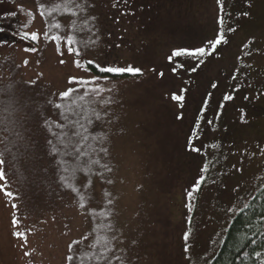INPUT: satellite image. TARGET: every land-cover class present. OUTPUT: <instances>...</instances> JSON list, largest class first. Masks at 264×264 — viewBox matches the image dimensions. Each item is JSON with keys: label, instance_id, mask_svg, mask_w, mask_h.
I'll return each mask as SVG.
<instances>
[{"label": "rangeland", "instance_id": "1", "mask_svg": "<svg viewBox=\"0 0 264 264\" xmlns=\"http://www.w3.org/2000/svg\"><path fill=\"white\" fill-rule=\"evenodd\" d=\"M60 2L59 24L80 38L83 54L91 49L100 62L142 70L108 82L92 120L94 129L105 126L111 169L124 181L111 263L209 264L231 218L264 185V0H119L116 20L103 15L100 0ZM34 3L57 17L46 0ZM33 16L34 29L41 18ZM221 31L225 42L212 55L169 61L173 50L207 48ZM28 48L2 46L0 54L43 50ZM66 49L44 48L37 73L63 76ZM15 232L9 223L0 226V264H36L39 247L18 245ZM66 239L61 230L59 243ZM64 257L62 251L57 259Z\"/></svg>", "mask_w": 264, "mask_h": 264}, {"label": "trees", "instance_id": "2", "mask_svg": "<svg viewBox=\"0 0 264 264\" xmlns=\"http://www.w3.org/2000/svg\"><path fill=\"white\" fill-rule=\"evenodd\" d=\"M53 1L46 0L47 8L56 9L53 12L57 17L51 15L53 19L41 15L32 0L23 4L19 1L25 16L36 13L41 18L39 27L34 25V29L23 31V36L30 37L32 45L43 50L0 54V159L4 161L0 167L8 190L15 193V199L9 202L0 192V207L5 210V217L0 215V226L9 223L16 232L25 233V238L17 237L18 245L30 241L39 247L36 264H48L45 260L51 255L56 264H112L110 255L115 258L114 244L118 241L119 222H123L120 218L125 202L120 186L124 181L111 169L114 162L105 150V126L94 129L92 120L106 99V84L128 81L134 75L101 72L89 64L92 60L102 67H116L111 60L98 61L91 49H87V55L82 53L78 48L80 38L59 24L58 16L63 10L60 0ZM109 2H114L112 8L106 6V0H100L103 15L116 20L121 13L117 7L119 0ZM65 22L72 24V18ZM33 33L37 39L32 38ZM57 35L62 39L53 41L51 37ZM68 35L73 37L72 47L79 55L70 54L67 49L62 51V58L68 61L63 76L51 80L37 73L35 67L44 48H67L64 39ZM31 71L34 73L30 74ZM70 77L80 82L69 84ZM68 88L74 91L61 99L59 94ZM56 104L62 107L56 108ZM53 146L58 152L52 151ZM77 149L84 155H79ZM71 173L74 175L70 176ZM61 176L69 178L78 191L65 187ZM82 198L84 208L79 206ZM11 203L17 207L12 208ZM13 216L18 225H13ZM61 230L67 239L60 244ZM225 230L218 252L209 264H264V185L231 218ZM62 251L65 257L59 261L57 256Z\"/></svg>", "mask_w": 264, "mask_h": 264}, {"label": "snow or ice", "instance_id": "3", "mask_svg": "<svg viewBox=\"0 0 264 264\" xmlns=\"http://www.w3.org/2000/svg\"><path fill=\"white\" fill-rule=\"evenodd\" d=\"M217 3H221V0H217ZM41 8L43 7V5L40 6ZM77 7H79V5H77ZM56 9H50L49 10V15H51L52 11H55ZM65 12H68V13H71L72 15H75V12H72L71 8H68L66 7L65 9ZM41 15H44L43 12L40 13ZM55 27L59 28L60 25L59 24H56ZM45 36H47V33H45ZM32 38L33 39H37V35L35 33L32 34ZM51 39L53 41H58L60 39H62V37L60 36H52ZM225 42V38H224V34L223 32H219L217 33V36L215 38V40L213 41H209L208 42V47H199V48H195V49H177V50H173L171 56H169V61H171L173 59V57L175 56H179V55H190V56H207V55H212L215 51H216V48L218 45H220L221 43H224ZM64 43L67 47V51L70 53V54H76V55H79V51L75 48L72 47V45L74 44V40H73V37L71 35H68L66 37V39H64ZM33 51H35V49H33ZM57 51H59V45L57 47ZM27 63V62H26ZM61 64L64 63L63 60L60 61ZM76 63V66L77 67H81V64L79 61H75ZM89 64H92L94 65L99 71L101 72H108V73H114V74H122V73H130V74H133V75H136V74H140L142 72V70L140 68H137V67H133L132 65H129L127 67H113V66H107V67H102L100 64H97L95 61H88ZM200 63H203V61H200ZM180 67H182V65H180ZM197 67H199V65H197ZM196 69H192V71H195ZM173 71L175 72L176 69L174 68ZM160 75L162 76L163 73H160ZM95 79V78H93ZM80 81L77 80L76 77H70L69 78V84H74V83H79ZM213 87H216L215 84H213ZM74 91V89L72 88H68L67 90L61 92L59 94L60 98L61 99H64V98H67L70 96V94ZM185 91L184 89L181 90V92ZM172 99L173 100H178V101H183L184 97L183 95H177L175 93H173L172 95ZM225 99H231L230 96H225ZM205 103H207V101H205ZM56 108H60L62 107V105L60 104H56L55 105ZM58 127H63V125H60L58 124L57 125ZM73 135H76V133H73ZM87 137H85L86 139ZM63 142V141H62ZM49 143H51V141H49ZM195 151H199L198 149H193ZM52 151L54 153L58 152V149L53 146L52 148ZM78 152L79 155H84V153L82 152H79V149L76 150ZM102 151H104L102 149ZM67 154V153H65ZM4 161L2 159H0V165H3ZM91 163H99L98 161H92ZM65 171H68V169H65ZM74 173H71L70 176H73ZM60 179L62 181L65 182V187L67 188H70L73 192H77V188L74 187L70 182H69V178H66L65 176H61ZM201 180L203 179V177L200 178ZM0 181H4V183H0V192H2L4 194L5 197L8 198L9 202L13 201L15 199V193H13L12 191H9L8 190V185H7V180L5 178V174H4V171L2 169V167H0ZM110 183V181H109ZM199 183L200 181L198 180L197 181V184L194 185V190L196 188H198L199 186ZM85 187H87V185H85ZM189 196H191V192L188 194ZM109 203H111V201H109ZM81 208H84L85 207V204L83 202V198L81 199V203L79 205ZM11 207L12 208H16V204L15 203H11ZM12 223L13 225H18L19 224V221L18 219L13 216V220H12ZM18 238H25V233L24 232H21V231H17L14 233ZM187 236L188 234L185 233V239H187ZM85 239H87L85 237ZM73 243H78V242H73ZM71 247V245L69 246ZM26 255H28V253H25ZM259 255V254H257ZM69 260H72L73 257H68Z\"/></svg>", "mask_w": 264, "mask_h": 264}, {"label": "flooded vegetation", "instance_id": "4", "mask_svg": "<svg viewBox=\"0 0 264 264\" xmlns=\"http://www.w3.org/2000/svg\"><path fill=\"white\" fill-rule=\"evenodd\" d=\"M32 2L34 3L33 0ZM7 3H10V6H7ZM33 20L34 16L29 17L22 13L19 0H0V47L28 48L32 45L30 37L24 38L23 31L32 29Z\"/></svg>", "mask_w": 264, "mask_h": 264}]
</instances>
